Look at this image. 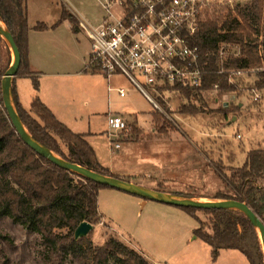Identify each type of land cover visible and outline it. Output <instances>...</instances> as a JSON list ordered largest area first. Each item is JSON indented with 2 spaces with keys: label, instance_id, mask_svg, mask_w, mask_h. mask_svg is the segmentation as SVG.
<instances>
[{
  "label": "rangeland",
  "instance_id": "1",
  "mask_svg": "<svg viewBox=\"0 0 264 264\" xmlns=\"http://www.w3.org/2000/svg\"><path fill=\"white\" fill-rule=\"evenodd\" d=\"M247 1L214 0L206 8L205 17L214 14L222 19L238 18L237 12ZM104 3L101 0H27L28 23L34 24L37 20L54 23L59 19L62 7H65L75 14L78 21L95 27L108 16L109 19H116L120 15L118 5L109 6V15ZM68 23L63 20L55 27L62 43L54 54L59 59L66 56L69 61L72 58L70 69L75 71L90 47V40L82 29L77 34L72 33ZM262 26L264 29V19ZM4 42L1 65L7 68L13 56L8 43ZM261 68L264 67L253 68L248 76L235 80V91L208 90L200 96L191 97V102L199 108L196 114L179 112L177 108L183 99L173 94L164 95L170 105L167 106L168 111L162 108L159 111L162 115L156 113L155 106L144 94L130 87L121 74L113 75L108 82L102 74L94 73L90 86L79 81L78 100L81 104L97 102L104 110L120 113L136 122L137 126L129 136L109 135L110 138L102 136L92 140L97 142L102 154L113 148L111 140L135 142L134 153L122 165L131 170L148 172V175L142 173L130 181L152 184L155 189L171 194H189L195 199L213 200L217 190L228 189L212 162L221 163L225 173L229 174V168L243 164L248 150L264 148V88L259 89L262 95L259 101L253 100L250 91L253 82L258 80ZM17 84L25 107H28L34 93L30 78H18ZM110 84L113 88L108 90L107 85ZM119 87L126 90L125 96L119 95ZM87 88H90L88 95H83ZM222 101H227L229 106L238 104V109L224 118L220 112ZM25 110L31 120L42 125L33 111L29 108ZM57 144L60 150L67 153L66 146L58 138ZM133 196L99 194V208L107 219L101 218L94 223L87 234L93 246L102 245L107 238L114 237L154 264H234L228 261L215 263L207 244L199 237L193 239L198 222L190 213L180 207ZM196 214L201 219L205 218L201 211ZM56 231L64 233L66 229ZM0 245L3 247L0 264H42L48 252L47 244L38 233L30 232L7 216L0 218ZM65 264L78 263L68 256ZM108 264L121 263L118 258H109Z\"/></svg>",
  "mask_w": 264,
  "mask_h": 264
},
{
  "label": "trees",
  "instance_id": "2",
  "mask_svg": "<svg viewBox=\"0 0 264 264\" xmlns=\"http://www.w3.org/2000/svg\"><path fill=\"white\" fill-rule=\"evenodd\" d=\"M237 13L240 22L239 19H232L230 30L224 32L220 30L222 18L214 14L208 15L191 39V44L197 45L200 50L203 81L198 89L178 88L172 93L183 99L177 108L179 112L198 113L199 108L190 99L207 92L212 84H217L218 92L236 90V84L228 83L227 75L218 72L220 67L217 50L220 42L239 46L243 55L241 66L264 67V0H248ZM63 20L70 22L72 31L79 30L76 16L65 7H62L59 19L52 25L37 22L33 28H54ZM0 22L11 33L20 53V64L13 77L11 90L15 109L26 130L63 159L104 175L130 181L129 177H121L101 165L86 134L75 133L57 120L37 95L31 99L29 109L40 118L42 125L31 120L17 97L14 85L15 78L29 77L33 88H39L38 79L32 75L28 65L29 26L26 0H0ZM2 45L5 42L0 36V218L7 216L41 236L48 246L42 264H65L68 256L78 264H108L109 258H118L121 264H154L114 237L107 238L99 246H93L87 235L76 240L73 238L74 229L81 221L94 224L101 219L102 215L97 209V196L99 189L106 186L53 164L28 147L16 133L4 108L1 94V77L7 69L1 65ZM226 65L237 67V59H231ZM257 76L255 86L264 88V71L258 72ZM161 103L164 105L161 107L167 112L166 104L163 101ZM222 105L220 112L224 118L238 109V104ZM154 111L162 115L159 110ZM57 138L64 143L67 153L60 150ZM212 166L228 189L217 190L212 199L244 202L264 223V148L248 150L243 164L229 168V174L225 173L221 163L212 162ZM185 196L194 197L189 194ZM180 208L190 213L198 222L193 231L194 236L211 247L213 260L217 258L220 249H236L246 257L249 264H264L259 234L241 211L232 208ZM197 211H201L205 218L201 219L196 214ZM62 228L66 232L56 231ZM2 251L3 247L0 245L1 255Z\"/></svg>",
  "mask_w": 264,
  "mask_h": 264
},
{
  "label": "built area",
  "instance_id": "3",
  "mask_svg": "<svg viewBox=\"0 0 264 264\" xmlns=\"http://www.w3.org/2000/svg\"><path fill=\"white\" fill-rule=\"evenodd\" d=\"M101 1L105 2L109 15V6L118 5L120 15L116 19H109L108 16L95 27L79 21V26L90 40V50L83 67L85 72L100 73L105 77L125 76L130 87L144 94L159 111L164 106L161 101L169 105L164 95L172 94L178 88L194 90L201 87L203 63L200 61V50L197 45L191 44V39L199 31L206 8L214 0ZM231 20L223 18L220 30H230ZM217 57L218 72L227 75L228 83L245 78L253 69L241 66L243 55L237 45L220 42ZM231 59H237V67L226 65ZM255 82L250 91L253 100L259 101L262 98L259 89L263 88L256 87ZM209 90L218 92L219 88L217 84H212ZM118 93L125 96L126 90L119 87ZM222 102L225 106L228 103ZM134 126H137L135 121L120 113L108 115L111 136H129ZM111 143L114 148L119 147L118 142L111 140Z\"/></svg>",
  "mask_w": 264,
  "mask_h": 264
},
{
  "label": "crops",
  "instance_id": "4",
  "mask_svg": "<svg viewBox=\"0 0 264 264\" xmlns=\"http://www.w3.org/2000/svg\"><path fill=\"white\" fill-rule=\"evenodd\" d=\"M26 9H27V0H26ZM72 14L74 13L72 12ZM27 22H28V10H27ZM37 22H43V21L37 20L34 24L28 23L29 31H28L27 58H28L29 69L32 72V75L37 77L38 79L39 88L38 90H35L32 85V89L34 93L30 97L28 107H25L26 104L24 103L23 98L21 96V91L20 88L18 87L17 79L29 78V77L15 78L14 81L15 90L21 105L25 109H28L30 106L31 99L35 95H37L40 98V100L51 110V112L53 113V115L56 117L57 120H59L64 125H66L71 131L75 133L86 134V139L90 143V145L91 143H93V145L91 146L93 147L96 153L98 161L100 162L101 165L108 168L110 172L117 174L121 177H129L130 180H133L134 176H139V174L142 173L144 175H148L147 174L148 172L145 173L144 171L131 170L122 165V163H124V160L134 153L135 142L129 140L123 141L119 143L118 148L110 147V149L106 153L103 152L102 154L100 153V150L97 147L98 146L97 142L94 143L95 141H92V140H96L97 137H102V136H104L105 138H110L109 133L107 134V131H109L108 115L111 112H109L107 109L104 110L103 108H101L97 102H92L91 104L85 102L84 104H81L78 100L80 93H78L79 86H77V83L81 81L83 84L89 86L90 84H93L92 77L94 75L92 74L94 73L88 74V72H85L82 69L83 62L84 60H86L90 47L88 51L85 53L82 62L80 63V65H78L77 69L75 71H71L70 68H72L71 66L72 58L68 61L66 56L59 59V57H57V55L54 54V50L61 47L60 44L62 43L61 38L58 36L57 28L49 27L43 30H36L33 28V26ZM45 24L50 26L53 23L50 24L45 23ZM68 26L71 29L70 22L68 23ZM81 29L82 28L79 26V30L77 32L72 31V29L71 31L74 34H77ZM85 37L88 38L86 35ZM111 77L112 76L105 77V79H107V81L109 82ZM112 88L113 87L111 84L107 85L108 90H111ZM89 91L90 88H87V92L86 93L84 92L82 94L88 95L87 93ZM81 110H83L84 112L82 113ZM138 184L155 189V187L152 184H148V185H145L143 183H138ZM100 193H108L112 196H120V197H128V195H132L113 188L99 189L97 196V209L98 212L102 215L101 218L103 219H107V217L105 213L99 208ZM133 197H137V196H133ZM193 239H197V238L194 236ZM207 246H208L209 254L211 255V247L208 244ZM215 260H216L215 263H218L219 261L220 262L228 261L234 264H249L246 257L236 249H220L218 252V256Z\"/></svg>",
  "mask_w": 264,
  "mask_h": 264
},
{
  "label": "water",
  "instance_id": "5",
  "mask_svg": "<svg viewBox=\"0 0 264 264\" xmlns=\"http://www.w3.org/2000/svg\"><path fill=\"white\" fill-rule=\"evenodd\" d=\"M0 36L8 43L12 52V62L5 70L1 79V94L3 105L6 113L14 127L16 133L22 139V141L34 150L36 153L42 157L48 159L53 164L74 173L81 175L84 178L92 180L93 182L106 186V188H113L119 191L132 194L134 196L140 197L144 200L156 201L168 205H173L176 207H193L197 209L205 208H232L241 211L255 227L259 234V239L264 255V223L261 219L254 213V211L244 202L237 200H200L187 196L176 195L167 193L160 190H155L141 184L116 178L109 175H104L93 171L85 166L79 165L77 163L63 159L56 154H54L45 145L38 142L24 127L20 117L12 102V80L16 75L20 64V53L14 42L11 33L5 28V26L0 25ZM94 225L88 221H81L73 232V238L76 240L83 236H86L92 229Z\"/></svg>",
  "mask_w": 264,
  "mask_h": 264
},
{
  "label": "bare ground",
  "instance_id": "6",
  "mask_svg": "<svg viewBox=\"0 0 264 264\" xmlns=\"http://www.w3.org/2000/svg\"><path fill=\"white\" fill-rule=\"evenodd\" d=\"M0 25H1V26H4L1 22H0Z\"/></svg>",
  "mask_w": 264,
  "mask_h": 264
}]
</instances>
